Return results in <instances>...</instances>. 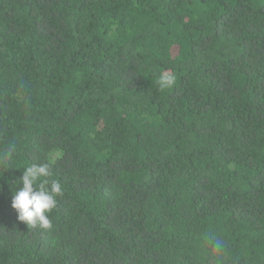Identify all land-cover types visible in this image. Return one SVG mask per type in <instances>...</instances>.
<instances>
[{
    "label": "trees",
    "instance_id": "1",
    "mask_svg": "<svg viewBox=\"0 0 264 264\" xmlns=\"http://www.w3.org/2000/svg\"><path fill=\"white\" fill-rule=\"evenodd\" d=\"M0 264H264V0H0Z\"/></svg>",
    "mask_w": 264,
    "mask_h": 264
},
{
    "label": "clouds",
    "instance_id": "2",
    "mask_svg": "<svg viewBox=\"0 0 264 264\" xmlns=\"http://www.w3.org/2000/svg\"><path fill=\"white\" fill-rule=\"evenodd\" d=\"M159 87L163 90L174 83L171 75H161L158 80ZM11 152L5 158H10ZM50 169L48 164H32L24 168L23 176L19 180L22 187H18L12 197V208L18 213V220L28 226L50 228L49 214L56 208L58 197L63 194L59 181H49ZM213 248L217 253L224 250V242L212 238Z\"/></svg>",
    "mask_w": 264,
    "mask_h": 264
}]
</instances>
